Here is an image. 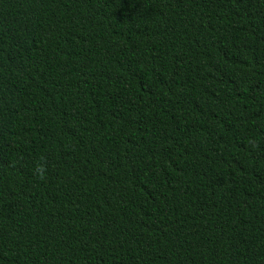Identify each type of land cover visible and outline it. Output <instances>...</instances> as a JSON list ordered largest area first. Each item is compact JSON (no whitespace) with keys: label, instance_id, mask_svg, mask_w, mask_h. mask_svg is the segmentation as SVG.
I'll list each match as a JSON object with an SVG mask.
<instances>
[{"label":"trees","instance_id":"1","mask_svg":"<svg viewBox=\"0 0 264 264\" xmlns=\"http://www.w3.org/2000/svg\"><path fill=\"white\" fill-rule=\"evenodd\" d=\"M0 264H264V0H0Z\"/></svg>","mask_w":264,"mask_h":264}]
</instances>
